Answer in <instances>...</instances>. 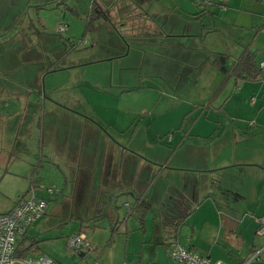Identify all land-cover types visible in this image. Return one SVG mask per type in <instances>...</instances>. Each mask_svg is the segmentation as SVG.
<instances>
[{
    "label": "rangeland",
    "instance_id": "obj_1",
    "mask_svg": "<svg viewBox=\"0 0 264 264\" xmlns=\"http://www.w3.org/2000/svg\"><path fill=\"white\" fill-rule=\"evenodd\" d=\"M8 1L12 2L11 11L15 14L10 28L6 29L9 43H5L11 53V73L6 86L12 84V97L6 99L9 106L0 105V129L11 134L19 131L18 137L24 140L27 133L30 136L26 142L28 150L22 146L2 147L0 142V211L20 197L29 196L30 179L39 183L36 174L50 170L46 161L41 164L42 169L38 167L41 157L38 142L43 134L45 143L51 125L59 139L67 137L75 148L82 146L93 155L96 149H101L118 162L119 156L116 159L112 147L121 142L144 158L149 156L154 141L164 147L175 145L176 138L172 142L168 136L176 134L173 128L180 126L184 114L191 110L185 101L201 105L213 96L214 89L210 91V88L214 87V70L209 67L205 50L195 51L202 66L185 70L184 74L197 79L191 85L172 84L161 75L159 79L151 75L153 64L161 61L159 55L165 56L168 51L166 46L154 47V42L204 47L197 40L167 37L169 27L174 33L186 24L184 19L171 18V10H164L163 6L173 0H163L166 2L163 4L157 0ZM96 6L101 11L99 16ZM207 6L214 7L212 0H208ZM153 8L157 14H151ZM59 24L65 27L62 32L58 30ZM3 27L0 26V32ZM211 38L214 46V37ZM181 51L177 49V53L183 54ZM0 61L3 63V57ZM172 64L176 65L174 61ZM21 95L25 99L31 95L28 108L18 100ZM106 103L133 108L139 113L136 136L117 137L109 130L108 138L91 122L86 127V120L76 118L75 113L90 118L92 104ZM8 114H11L10 122ZM90 128L95 130L89 132ZM90 172L99 173L94 165ZM46 178L44 187L53 191L49 194L48 207L16 239L20 250L35 242L27 251L28 256H49L60 264H176L169 255L170 247L184 242L191 225L196 231L194 237L198 227L207 226L203 224L204 216L183 223L191 206L179 192V186L175 187L176 192L172 189V199H162L167 186L162 179L154 184L160 186V193L155 198L148 196L151 207L143 212L133 208L135 201L131 197L137 195L120 194L109 184L91 183L87 193L74 195L67 192L68 185L63 191L55 190L46 184L49 179ZM209 186L213 193L214 185ZM126 202L130 203L129 207ZM209 217V222H213L214 215ZM200 231V237L210 243V230ZM78 233H83L89 242L87 251L81 249L83 254L68 246L69 239Z\"/></svg>",
    "mask_w": 264,
    "mask_h": 264
},
{
    "label": "crops",
    "instance_id": "obj_2",
    "mask_svg": "<svg viewBox=\"0 0 264 264\" xmlns=\"http://www.w3.org/2000/svg\"><path fill=\"white\" fill-rule=\"evenodd\" d=\"M157 1L166 3L163 0ZM212 2L214 7L205 8H201V1L198 3L197 0H173L171 4L167 2L168 5L163 6L164 10H171V18L184 19L186 22L184 30L174 33L169 27L167 37L197 40L200 44L203 42L204 47L195 44L185 46L183 43L153 44L156 48H168L169 56L158 54L161 61L151 67V75L158 79L163 76L172 84L195 83L196 78L184 73L187 69L202 66L195 52L198 50L206 51L209 67L214 70V87L210 88V91H214L209 101L201 105L185 101L191 110L184 114L181 125L173 128L178 134L169 135L172 142L176 138L175 145L164 147L154 141L149 156L143 158L136 149H129L121 142L116 143L112 151L116 159L119 156L117 162L112 160L111 154L106 155L101 149H96L93 155L91 150L84 151L82 146L75 148L72 140L68 141L67 137L59 139L56 129L51 125L45 143L43 134L41 140L37 141L41 148L38 167L42 169L41 164L46 161L47 167L51 166L50 170L36 174L39 183L30 179L27 192L45 199L48 207L49 194L53 193L48 186L44 187V179L48 176L46 184H51L55 190L63 191L68 185L67 192L83 195L89 191L91 183L109 184L120 194L137 195L131 197L135 201L133 208H136L138 202L150 208L149 197L155 198L161 189L154 184L162 179L164 184L167 183L162 199H172V189L176 192L178 190L175 187L179 186V192L184 195L187 205L193 208L186 212L184 224L195 216H204L206 219L203 224L207 226L198 227L196 237L194 225H191V231L182 240L184 244H178L205 256L209 263L220 261L222 264H239L251 253L264 247V236L256 234L257 217L264 215V69L259 66L264 61V5L259 0H227L226 8L221 9L219 6L222 0ZM12 5L11 1L0 0V26L5 27L7 24L0 32V60L3 57V63L0 61V105L7 106L10 104L9 96L12 97V84L6 86L11 73V53L5 43L10 40L6 29L11 26L14 14L11 11ZM96 9L99 13L97 15H101L98 6ZM157 13L156 8H153L151 14ZM211 37H214V46ZM245 48L254 54L260 75L255 79L231 76L217 92L224 75L212 66V54H227V66L230 67ZM177 49H181L183 54L177 53ZM173 61L176 65L172 64ZM21 83H17V87H21ZM30 99L31 95L26 99L23 95L18 98L27 108ZM90 108L93 112L90 118L75 113L76 118L86 120L84 126L87 127V122H91L108 138L111 137L109 130L117 137L130 134L129 139L138 134L139 113L135 109L109 103L92 104ZM10 117L11 114H8L9 122ZM207 125L213 127L207 128ZM94 130L90 128L89 132ZM18 133L11 134L1 128L2 147L22 146V149L28 150L26 142L30 134L27 133L24 140L18 137ZM156 134L159 135V132ZM92 165L99 172L96 175L90 172ZM205 185H214V192ZM15 202L0 213L10 210ZM126 205L129 207L130 203L126 202ZM204 206L207 208L202 212ZM211 215H214L213 222H209ZM202 229L205 232L210 230V243L200 237ZM252 264H264V257L260 256Z\"/></svg>",
    "mask_w": 264,
    "mask_h": 264
},
{
    "label": "built area",
    "instance_id": "obj_3",
    "mask_svg": "<svg viewBox=\"0 0 264 264\" xmlns=\"http://www.w3.org/2000/svg\"><path fill=\"white\" fill-rule=\"evenodd\" d=\"M200 1L203 8L208 5V0ZM226 1L222 0V3H220L221 9L226 8ZM259 1L264 5V0ZM64 28L63 24H59L58 30L60 32ZM259 66L264 69V61H261ZM169 138L170 136H168ZM46 205L45 199L30 194L29 196L20 197L7 212L0 213V264H60L49 256H18L16 254L17 236L23 235L32 221L44 213ZM256 234L264 236V215L257 217ZM68 246L75 251L81 252L83 248L87 251L89 242L85 240L84 234L78 233L69 239ZM263 252L264 247L251 253L239 264H252L253 261L260 259ZM169 255L175 262L180 264H222L220 261L209 263L205 256L178 243L170 247Z\"/></svg>",
    "mask_w": 264,
    "mask_h": 264
},
{
    "label": "trees",
    "instance_id": "obj_4",
    "mask_svg": "<svg viewBox=\"0 0 264 264\" xmlns=\"http://www.w3.org/2000/svg\"><path fill=\"white\" fill-rule=\"evenodd\" d=\"M212 66L224 75V79L219 86L217 92H219L225 85L226 80L231 77L255 79L260 75V69L254 58V54L249 48H245L242 53L236 58L230 67L227 66L229 56L227 54L213 53L212 54ZM137 210H142L143 212L147 209L142 203L137 204ZM35 242H31L29 246L20 250V247H16V254L23 256L27 254V251L34 247ZM83 254V252H80Z\"/></svg>",
    "mask_w": 264,
    "mask_h": 264
}]
</instances>
